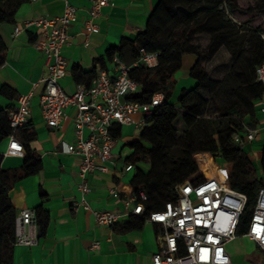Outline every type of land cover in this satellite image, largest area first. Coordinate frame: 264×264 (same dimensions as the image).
Instances as JSON below:
<instances>
[{
  "label": "crops",
  "instance_id": "0c3cea01",
  "mask_svg": "<svg viewBox=\"0 0 264 264\" xmlns=\"http://www.w3.org/2000/svg\"><path fill=\"white\" fill-rule=\"evenodd\" d=\"M158 1L111 0L109 5L101 8L98 16L91 17L89 0H68L76 8V18L68 28L69 42L61 49L67 61V73L59 80L63 90L72 93L79 84L89 86L97 63L111 73L113 64L107 56L108 51L124 39L134 40L144 31ZM64 6L63 0H25L11 21L0 22V37L5 45L4 60L0 64V108L9 109L17 103L19 95L32 92L29 123L17 132L19 137L32 136L29 145L41 160L38 172L14 182L9 198L17 213L41 206L47 214L46 225L40 234L37 224L25 228L26 232L37 236L35 243L15 242L12 245L10 264H151L153 253L159 248V225L143 221L139 227L125 229L131 207L125 205V200L131 193V179L135 173V168L124 171L125 158L132 152L129 142L137 139L140 131L133 125H122L113 148L115 159L109 164V170L87 174L91 191L85 196L90 207L86 208L83 195L77 188L80 159L62 149L63 142L74 139L75 109L67 108L58 128L49 127L42 117L39 104L42 83L39 80L46 70L45 54L34 46V41L43 38L42 27L25 26V23L43 17H58ZM15 27L19 28L17 33ZM122 58L127 63L134 60L130 47L124 49ZM195 60L194 53L183 55L181 67L172 76L171 102L176 101L181 88L194 85L189 70ZM205 67L212 78L222 79L231 67L226 47L221 46ZM76 71L81 73V82L75 79ZM34 83L38 84L33 86ZM4 86L9 94L1 92ZM254 93L248 91L251 110L244 114V124L257 127L258 132L243 147L253 164L254 159L259 164L264 146V91L260 96H253ZM8 142V136L0 142V165L18 168L25 152L8 151ZM203 153L207 154L206 160L216 162L215 156L201 152L196 154L199 166ZM200 168L204 177L216 176L212 169L206 175ZM112 187L117 189V195L110 193ZM92 209L119 212L115 227L97 224ZM94 242L99 243L97 249H91ZM225 247L229 264L264 263V252L244 234L228 241Z\"/></svg>",
  "mask_w": 264,
  "mask_h": 264
},
{
  "label": "trees",
  "instance_id": "16d2710c",
  "mask_svg": "<svg viewBox=\"0 0 264 264\" xmlns=\"http://www.w3.org/2000/svg\"><path fill=\"white\" fill-rule=\"evenodd\" d=\"M23 1L0 0V22L11 21ZM260 2L262 8L259 11L264 10V0ZM237 9V0H159L145 30L134 40L124 39L111 48L107 56L111 61L114 55L123 59L126 47H130L134 59L138 57L140 47L158 52L157 65L138 64L129 72L140 88L129 99L148 102L155 93L163 94L161 103L145 117L147 126L137 139L129 142L132 152L125 158L126 163H132L135 168L132 189H141L147 194L146 212L161 209L167 201H175V185L186 180L199 182L205 179L196 153L208 152L215 156L219 151L226 162L225 182L247 196L236 229V234L240 235L247 229L258 190L264 187V146L257 173L244 147L233 141V135L245 131L244 114L251 110L248 91L255 92L253 96H260L264 91V84L255 80V67L264 61V40L260 37L264 29L236 19ZM199 37H203L202 44L197 42ZM221 46L230 53L231 67L222 79L217 80L211 77L205 64ZM4 49L0 37V64L4 60ZM187 53L196 55L189 70L195 83L191 88H181L176 101L171 102L172 76L181 67L182 57ZM96 71L94 67L92 78ZM74 76L81 82L80 71ZM1 92L9 94L5 86ZM216 95L230 103L220 106L213 102L218 116L208 117L211 129L197 140L191 130L202 123ZM179 123L183 128L182 135L177 127ZM10 131L8 109L0 108V142ZM120 131L119 125L113 129L112 135L118 138ZM16 136L25 152L22 165L18 168L0 165V264H10L11 247L16 242L17 211L11 203L9 191L16 180L35 174L41 168V160L29 145L32 136L19 137L18 132ZM1 158L0 154V161ZM142 162L149 163L147 170L141 168L139 163ZM34 212L40 234L46 225L47 214L41 206ZM143 221V215L130 213L125 229L139 227Z\"/></svg>",
  "mask_w": 264,
  "mask_h": 264
},
{
  "label": "built area",
  "instance_id": "2783aa9c",
  "mask_svg": "<svg viewBox=\"0 0 264 264\" xmlns=\"http://www.w3.org/2000/svg\"><path fill=\"white\" fill-rule=\"evenodd\" d=\"M63 13L55 18L32 19L25 26L42 27V39L34 41V46L44 52L46 70L41 75L42 91L39 96L40 110L46 124L58 128L68 107H74V139L63 142L62 149L79 157L78 190L83 195L82 202L90 208L85 196L91 191L87 174L93 171L107 172L113 163V148L117 138L113 129L122 125H133L141 131L163 99V94L155 93L148 102L131 100L129 97L139 91V85L129 76L130 69L138 64L147 67L157 65L158 52H149L140 47L138 57L131 63L119 56L112 58V71L109 73L97 63V71L89 86L78 85L72 93H66L59 80L67 73V61L61 53L63 45L69 42L68 28L76 18V8L68 0ZM91 17L99 15L102 7L111 0H89ZM91 28V27H90ZM19 31L15 27L14 32ZM264 40V30L260 32ZM255 80L264 84V61L255 67ZM38 83H34L36 86ZM32 92L21 94L17 103L8 109L10 133L8 151H23L16 136L21 127L29 123V105ZM258 132L257 127H245L243 133H234L233 141L241 146L251 142ZM133 169L132 163H125L124 171ZM177 199L167 201L161 209L146 212L144 202L147 194L139 189L125 200L130 213L143 215L144 221L159 225V248L153 253L151 264H229L230 257L226 243L234 239L236 229L245 207V193L232 188L216 176L205 177L202 181L186 180L175 185ZM117 195L115 187L110 188ZM99 225L113 227L120 213L109 209L91 210ZM35 212L22 209L15 216V237L17 243L31 245L37 236L26 232L25 228L35 225ZM253 240L264 252V187L258 190L251 211L247 229L243 233ZM98 242L91 245L97 249ZM264 264V263H262Z\"/></svg>",
  "mask_w": 264,
  "mask_h": 264
},
{
  "label": "rangeland",
  "instance_id": "374dc122",
  "mask_svg": "<svg viewBox=\"0 0 264 264\" xmlns=\"http://www.w3.org/2000/svg\"><path fill=\"white\" fill-rule=\"evenodd\" d=\"M238 3V9L235 12L236 19L240 21H247L249 25L251 26H259L261 29H264V10L259 11L258 9L262 8L260 0H237ZM197 42L202 44L204 42L203 37H199L197 39ZM213 102L217 103L218 105H228L230 101H225L221 99L219 96H215L214 101L211 102L210 109L208 113L205 114V118H203L202 123H199L197 126L192 128V136L195 139H200L202 136L210 131V126L208 124V117H216L218 114L215 112V107ZM178 130L180 135H182V126L177 124ZM258 152V151H257ZM199 153V152H198ZM196 153V154H198ZM196 156V155H195ZM254 156V155H253ZM207 157L206 153H203L201 156V160H199L200 166L202 167L204 173L208 175L213 170L214 174L221 180H226V162L221 155V153L218 151L215 154V160L216 162H210L206 160ZM213 157V156H211ZM255 157V156H254ZM141 168L147 169L149 167L148 162H142L139 163ZM211 165L213 167H211ZM254 167L256 168L257 173H259V164L257 160L254 159Z\"/></svg>",
  "mask_w": 264,
  "mask_h": 264
}]
</instances>
